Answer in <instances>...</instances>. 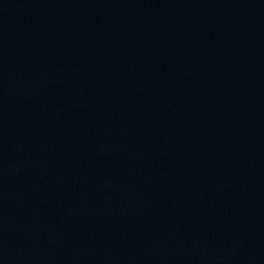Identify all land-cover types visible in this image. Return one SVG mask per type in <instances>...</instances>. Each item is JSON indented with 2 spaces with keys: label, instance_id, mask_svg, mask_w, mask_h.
Returning <instances> with one entry per match:
<instances>
[{
  "label": "water",
  "instance_id": "95a60500",
  "mask_svg": "<svg viewBox=\"0 0 264 264\" xmlns=\"http://www.w3.org/2000/svg\"><path fill=\"white\" fill-rule=\"evenodd\" d=\"M264 206V0H0V250Z\"/></svg>",
  "mask_w": 264,
  "mask_h": 264
}]
</instances>
